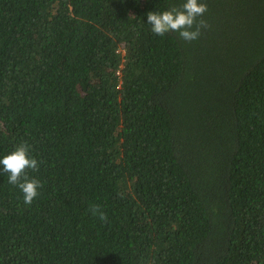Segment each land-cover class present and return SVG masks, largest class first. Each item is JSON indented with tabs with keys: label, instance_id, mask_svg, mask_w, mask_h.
<instances>
[{
	"label": "trees",
	"instance_id": "16d2710c",
	"mask_svg": "<svg viewBox=\"0 0 264 264\" xmlns=\"http://www.w3.org/2000/svg\"><path fill=\"white\" fill-rule=\"evenodd\" d=\"M184 2L0 0V158L42 162L31 205L0 171V264H264V0L150 31Z\"/></svg>",
	"mask_w": 264,
	"mask_h": 264
},
{
	"label": "clouds",
	"instance_id": "9594fccd",
	"mask_svg": "<svg viewBox=\"0 0 264 264\" xmlns=\"http://www.w3.org/2000/svg\"><path fill=\"white\" fill-rule=\"evenodd\" d=\"M207 4L201 0H185L179 7H171L162 13H147V24L151 26L150 31L159 37L165 36L169 32L178 33L180 39L187 43L198 40L202 31L209 29L210 25L204 15L207 13ZM30 146L24 142L19 144L10 153L0 158V171L7 174L8 183L17 187L23 194V203L31 205L39 196L38 189L41 183L35 179H30L28 171H39V163L30 156ZM92 215L106 223L107 216L98 205L90 206Z\"/></svg>",
	"mask_w": 264,
	"mask_h": 264
},
{
	"label": "built area",
	"instance_id": "2783aa9c",
	"mask_svg": "<svg viewBox=\"0 0 264 264\" xmlns=\"http://www.w3.org/2000/svg\"><path fill=\"white\" fill-rule=\"evenodd\" d=\"M121 53H122V55L124 54V52H123V51H122Z\"/></svg>",
	"mask_w": 264,
	"mask_h": 264
}]
</instances>
